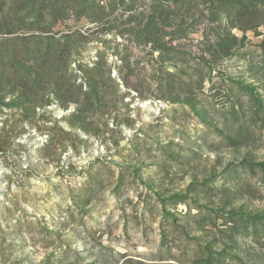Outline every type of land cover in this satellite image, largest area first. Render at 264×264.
Here are the masks:
<instances>
[{
  "label": "rangeland",
  "instance_id": "374dc122",
  "mask_svg": "<svg viewBox=\"0 0 264 264\" xmlns=\"http://www.w3.org/2000/svg\"><path fill=\"white\" fill-rule=\"evenodd\" d=\"M0 264H264V0H0Z\"/></svg>",
  "mask_w": 264,
  "mask_h": 264
}]
</instances>
